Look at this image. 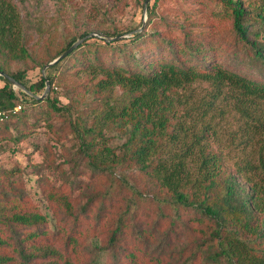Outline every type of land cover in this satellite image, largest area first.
Here are the masks:
<instances>
[{"label":"trees","instance_id":"1","mask_svg":"<svg viewBox=\"0 0 264 264\" xmlns=\"http://www.w3.org/2000/svg\"><path fill=\"white\" fill-rule=\"evenodd\" d=\"M158 1L141 31H133L140 19L125 29L84 26L36 58L16 5L0 0V71L33 95L45 80L50 87L35 99L0 77V108L18 94L25 103L0 122V144L26 140L37 123L64 144L62 166L42 146L58 172L39 185L38 200L0 168V264H264L263 156L230 167L211 145V122L188 133L177 111L181 92L205 82L213 89L206 110L231 92L253 133L264 134L249 111L264 101V0H195L180 21L160 16ZM202 4L207 19H189ZM92 30L104 37L85 38L41 75ZM27 60L39 70L34 81L17 66ZM64 83L62 102L52 88Z\"/></svg>","mask_w":264,"mask_h":264},{"label":"rangeland","instance_id":"2","mask_svg":"<svg viewBox=\"0 0 264 264\" xmlns=\"http://www.w3.org/2000/svg\"><path fill=\"white\" fill-rule=\"evenodd\" d=\"M10 1L16 5L19 11L26 45L36 58L41 57V54H45L44 51L46 49H48V54L53 53L63 35L71 31L74 33L76 31L79 32L84 26H100L105 28L114 23L117 28L125 29L136 25L140 19V24L137 28H140L139 31H141L146 23L147 8L153 4V0H148L145 10H143L144 0ZM140 4H142L141 13L138 8ZM155 7L158 14L165 19L180 21L183 19L182 15H180L182 7L197 8L198 5L195 0H159L156 2ZM201 8L200 11L191 14L188 18L206 20L209 7L202 4ZM87 34H92L88 37H104L100 32L94 30L89 31ZM120 35L121 37H127L129 34L123 33ZM32 65L34 64L28 60L25 63L17 65L25 69L24 76L28 81H34L38 78L39 70ZM41 68L40 73L44 75V71L41 72ZM70 80L73 79L69 78L68 81ZM74 80L75 83H80V86L88 82L83 74L74 77ZM2 84L3 81L0 79V86ZM63 86L55 85L52 91L59 95V99L62 102H65L66 99L61 96L62 88H66L65 83ZM12 89L18 88L14 87ZM212 90L209 84L196 82L188 85L181 92V101L177 107V111L178 114L181 113L180 119L183 122V127L188 129V133L190 131L199 132L202 123L211 122L214 130L211 145L214 149L221 152L230 167H233V165L243 167L245 161L257 164L260 153L264 158V134L261 132L253 133L250 127L251 120L242 116L237 108H235V100L231 92L224 90L214 100V106L210 110H206L207 107L204 102L210 100L209 97ZM49 91L50 87L48 84L45 97ZM115 92L118 93V91ZM20 98L21 96L18 94L15 102L23 106L25 103ZM249 111L254 116H259L261 121L264 122L263 100H256L255 104H250ZM249 137L250 139H248ZM34 143H37L39 147L34 148L32 145ZM45 143L50 146L55 163H59L62 166L64 144L48 136L43 123H37L34 131L31 132L26 140L20 141L17 144H14L12 141H2L0 144V168L9 169L10 173H13L14 177L21 181L20 184L27 196L33 200L39 199L38 191L40 184L48 181H57L58 171L52 168V164L48 162L42 150V146ZM130 174L136 179L133 170L130 171ZM247 174H250L255 180L259 177L258 170H253L250 173L247 172ZM137 184L140 186V183L137 182Z\"/></svg>","mask_w":264,"mask_h":264},{"label":"water","instance_id":"3","mask_svg":"<svg viewBox=\"0 0 264 264\" xmlns=\"http://www.w3.org/2000/svg\"><path fill=\"white\" fill-rule=\"evenodd\" d=\"M148 0H144L143 2V10H145L146 4H147ZM140 28H136L133 31H139ZM92 34H87L86 36L80 37L76 40H74L61 54H59L57 57H55L54 59H52L50 62H48L47 64H45L42 68H41V72L44 71V69L48 66H50L51 64H53L54 62H56L57 60H59L60 58H62L63 56H65L67 53H69L72 49H74L81 41H83L86 37L90 36ZM95 35V34H94ZM120 36H117L116 38H119ZM0 76L3 77L10 85L12 88H18L19 90L23 91L26 94L31 95L33 98L35 99H42L45 97V94L48 90V81L45 80L44 81V89L41 95H33L31 94L30 91H28L25 86L23 84H21L20 82L16 81L14 78H12L11 76H9L8 74L0 71Z\"/></svg>","mask_w":264,"mask_h":264},{"label":"built area","instance_id":"4","mask_svg":"<svg viewBox=\"0 0 264 264\" xmlns=\"http://www.w3.org/2000/svg\"><path fill=\"white\" fill-rule=\"evenodd\" d=\"M20 109L19 103H14L9 108H0V122L8 121L11 117V114L15 113Z\"/></svg>","mask_w":264,"mask_h":264}]
</instances>
